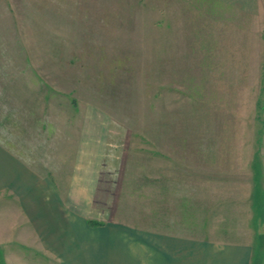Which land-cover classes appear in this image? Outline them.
Wrapping results in <instances>:
<instances>
[{
  "label": "crops",
  "instance_id": "0c3cea01",
  "mask_svg": "<svg viewBox=\"0 0 264 264\" xmlns=\"http://www.w3.org/2000/svg\"><path fill=\"white\" fill-rule=\"evenodd\" d=\"M89 1L0 0L2 264H264V180L239 184L185 163L200 159L191 134L187 151L179 134L159 154L134 153L131 131L44 79L42 58L30 57L31 14L76 11ZM94 1L100 8L131 0ZM227 1L238 11L255 3ZM222 145L210 146L215 162L231 153L228 138ZM257 151L264 155V147ZM239 152L232 163L248 154ZM221 210L229 234L213 230Z\"/></svg>",
  "mask_w": 264,
  "mask_h": 264
},
{
  "label": "rangeland",
  "instance_id": "374dc122",
  "mask_svg": "<svg viewBox=\"0 0 264 264\" xmlns=\"http://www.w3.org/2000/svg\"><path fill=\"white\" fill-rule=\"evenodd\" d=\"M258 2L238 11L227 0H131L100 8L90 0L76 11H43L31 14L30 57L42 58L44 79L68 97L131 131L140 148L134 153L159 154L179 134L187 151L191 134L199 138L200 159L185 163L199 162L207 176L214 167L239 184L262 182L264 155L255 152L264 147V0ZM226 138L231 153L215 162L210 146L222 151ZM239 150L248 154L232 163ZM220 213L213 230L229 234L227 214ZM260 239L264 253L263 230Z\"/></svg>",
  "mask_w": 264,
  "mask_h": 264
}]
</instances>
